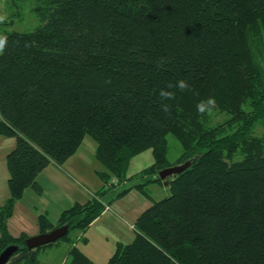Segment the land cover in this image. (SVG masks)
Returning <instances> with one entry per match:
<instances>
[{"label": "trees", "instance_id": "obj_1", "mask_svg": "<svg viewBox=\"0 0 264 264\" xmlns=\"http://www.w3.org/2000/svg\"><path fill=\"white\" fill-rule=\"evenodd\" d=\"M32 10L40 24L3 35L0 55V134L17 140L0 207V254L19 246L7 264H39V251L61 239L70 264H95L78 234L135 187L151 198L148 185L164 184L159 172L185 162L171 194L152 201L134 240L118 242L105 264H264V0H34ZM179 79L190 89L162 101L160 89ZM209 97L215 107L198 114ZM169 134L182 147L176 162ZM86 136L104 187L56 225L40 216L41 233L69 232L29 249V236L8 228L16 202L28 187L41 192L38 175ZM148 149L154 163L127 178Z\"/></svg>", "mask_w": 264, "mask_h": 264}, {"label": "crops", "instance_id": "obj_2", "mask_svg": "<svg viewBox=\"0 0 264 264\" xmlns=\"http://www.w3.org/2000/svg\"><path fill=\"white\" fill-rule=\"evenodd\" d=\"M0 136L6 137L7 135L0 134ZM7 137L15 138L13 136ZM76 154L77 152L61 165L52 162L38 175L37 182L42 187V191L38 192L33 187L26 188L23 197L15 204L13 215L9 218V224L16 215H19L18 211L20 210L23 216H27L30 221L36 222V225L31 230H24L22 233L27 234L29 237L38 235L41 233V227L39 223L40 216L47 215L50 222L53 225H56L59 222L64 210L72 207L76 203H86L91 200L93 194H95V191L84 185L83 182H81L75 175L70 174L65 169L68 162H70L71 158H74ZM153 163L154 156L152 149L145 150L142 153L134 156L129 164L127 178L133 177ZM102 169H104V166L101 168L99 167L94 172L97 174V171ZM75 171L82 179L84 178L91 182V178L88 177V173L85 168H82L79 165V167H76ZM9 177L7 178L8 180ZM140 180L134 179L133 182L139 183ZM154 184L165 185L158 182L150 183L148 187L152 186L151 193H153V190L158 189ZM165 186L167 187V185ZM98 187V190H101L104 187L102 180ZM115 188L117 189V187ZM8 197L9 196L6 197L5 201L8 199ZM153 200H158L156 197H154V194L151 195V198H147L139 188H133L125 195L116 199L112 204L107 205L101 216H99L84 233L78 234L79 240L77 241L76 245L79 246V243H83L84 249L81 248V246L79 248L85 253V255H87L95 264H105L112 255L109 254L110 252L106 247L102 250H89L88 244L92 241L93 237V233L91 231L93 229H90V227L93 228V226L97 224L98 229L102 230L103 236L105 238L115 237L114 239L116 240V245L118 242L130 243L136 236L135 224L137 219L143 213V211L152 204ZM122 237H126V239ZM83 238L86 239V241H83ZM70 246V244H67L63 249V251H65V256L61 264H65V262L69 261V259L66 260V256L69 255ZM85 246L88 248V250L85 249ZM50 248H55L53 249L54 253H57L56 250L61 249L59 247ZM100 260L103 262H99ZM39 262V264H50L48 259H45L43 262L39 260Z\"/></svg>", "mask_w": 264, "mask_h": 264}, {"label": "rangeland", "instance_id": "obj_3", "mask_svg": "<svg viewBox=\"0 0 264 264\" xmlns=\"http://www.w3.org/2000/svg\"><path fill=\"white\" fill-rule=\"evenodd\" d=\"M33 6H34V0H0V17H3V22L0 23V36L5 35L7 32L11 30L28 31L36 28L40 24V20L32 10ZM224 118L225 116L219 115L215 118V121H222ZM167 138H168L167 157L170 162H176L182 153L181 144L177 140V138L172 134H169ZM15 146H16L15 138L0 136V206L4 204L6 197L9 196L8 179H7L9 177V170L6 164L7 161L6 156L9 154V152H11L15 148ZM95 147H96L95 140L90 136H86L83 144L81 145L80 149L77 151L76 156H74V158H71L70 162H68L65 169L70 174L75 175L81 182H83L84 185L88 186L91 190H94L95 193H98L99 191L98 185L101 183V180L94 171L99 167L101 168L103 166L95 158L94 155ZM79 165L82 168L86 169L88 173V177L91 178V182L87 181L84 178L82 179L79 176V174L75 171L76 167H79ZM72 167H74L75 169ZM154 185H156L158 189L153 190V193H151L152 186H149L147 189L149 193H151L150 195L154 194V197H156V199L160 200L171 194L169 187H166L165 185H157V184ZM94 196L95 194H93L92 198ZM18 212L19 215H16L14 219L11 220L10 224L8 220L9 231L10 233H12L14 237H19L21 234H23L22 232L24 230L26 231L31 230L36 225L35 221H30L27 216H23L20 210ZM97 226L98 225L96 224L95 226H93V228L90 227V229H93L91 230L93 233V237H92V241L88 244L89 250L91 249L102 250L103 248L106 247L110 252L109 254L112 255L117 247L116 240L114 239L115 237L105 238L103 236L102 230H99ZM122 238L126 239V237H122ZM57 243L58 244H54L42 248L38 253V259L41 260V262H43L45 259H48L50 264H61L65 256V251H63V249L68 243L65 242L63 239H61ZM80 246L81 248L84 249L83 243H79L78 247ZM50 247H59L61 249L56 250L57 253H54L53 249L55 248H50ZM88 248H86L85 246V249L88 250ZM66 257H67L66 260L69 259V261L65 262V264H70L69 255H67ZM99 262H103V261L100 260Z\"/></svg>", "mask_w": 264, "mask_h": 264}, {"label": "water", "instance_id": "obj_4", "mask_svg": "<svg viewBox=\"0 0 264 264\" xmlns=\"http://www.w3.org/2000/svg\"><path fill=\"white\" fill-rule=\"evenodd\" d=\"M190 162H185L183 164L173 165L162 169L159 172V176L164 180V184L168 186L169 178L176 176L183 171H185L189 166ZM69 225H63L61 227H56L53 230L45 233H40L38 235L30 236L26 239V246L29 249L38 248L49 243L56 242L57 240L64 237L69 232ZM19 246L12 244L6 247L0 254V264H7L11 257L18 251Z\"/></svg>", "mask_w": 264, "mask_h": 264}, {"label": "clouds", "instance_id": "obj_5", "mask_svg": "<svg viewBox=\"0 0 264 264\" xmlns=\"http://www.w3.org/2000/svg\"><path fill=\"white\" fill-rule=\"evenodd\" d=\"M3 22V17H0V23ZM8 45V39L6 36H0V55H3ZM190 89V85L187 80L179 79L175 82H169L166 88H162L159 91V97L162 101H172L176 99V91L184 92ZM216 101L214 97H209L206 100H201L197 104L198 114L210 113L215 107ZM163 107L167 110L168 105L164 104Z\"/></svg>", "mask_w": 264, "mask_h": 264}, {"label": "built area", "instance_id": "obj_6", "mask_svg": "<svg viewBox=\"0 0 264 264\" xmlns=\"http://www.w3.org/2000/svg\"><path fill=\"white\" fill-rule=\"evenodd\" d=\"M112 182H113L114 184H117V183H118V178L114 177Z\"/></svg>", "mask_w": 264, "mask_h": 264}]
</instances>
